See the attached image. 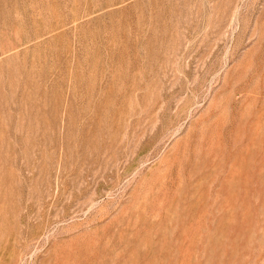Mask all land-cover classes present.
I'll return each mask as SVG.
<instances>
[{"label":"rangeland","instance_id":"1","mask_svg":"<svg viewBox=\"0 0 264 264\" xmlns=\"http://www.w3.org/2000/svg\"><path fill=\"white\" fill-rule=\"evenodd\" d=\"M0 264H264V0H0Z\"/></svg>","mask_w":264,"mask_h":264}]
</instances>
